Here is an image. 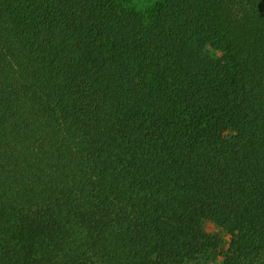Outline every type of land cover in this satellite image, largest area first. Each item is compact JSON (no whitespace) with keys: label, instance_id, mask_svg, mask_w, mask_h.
Returning a JSON list of instances; mask_svg holds the SVG:
<instances>
[{"label":"trees","instance_id":"obj_1","mask_svg":"<svg viewBox=\"0 0 264 264\" xmlns=\"http://www.w3.org/2000/svg\"><path fill=\"white\" fill-rule=\"evenodd\" d=\"M0 264H264V0H0Z\"/></svg>","mask_w":264,"mask_h":264},{"label":"rangeland","instance_id":"obj_2","mask_svg":"<svg viewBox=\"0 0 264 264\" xmlns=\"http://www.w3.org/2000/svg\"><path fill=\"white\" fill-rule=\"evenodd\" d=\"M125 1L127 6L133 7L135 10L147 14L150 11L152 5L157 0H125ZM212 232L218 237V239L221 242V245L226 244L227 236L222 229L213 227Z\"/></svg>","mask_w":264,"mask_h":264}]
</instances>
